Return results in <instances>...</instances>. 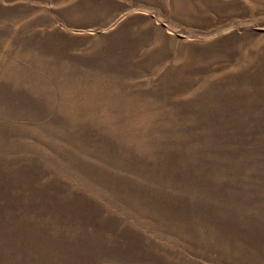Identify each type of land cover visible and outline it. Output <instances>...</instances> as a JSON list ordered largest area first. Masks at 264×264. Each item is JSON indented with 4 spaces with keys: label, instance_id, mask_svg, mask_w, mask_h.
Wrapping results in <instances>:
<instances>
[{
    "label": "rangeland",
    "instance_id": "374dc122",
    "mask_svg": "<svg viewBox=\"0 0 264 264\" xmlns=\"http://www.w3.org/2000/svg\"><path fill=\"white\" fill-rule=\"evenodd\" d=\"M0 264H264V0H0Z\"/></svg>",
    "mask_w": 264,
    "mask_h": 264
}]
</instances>
